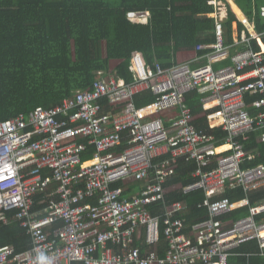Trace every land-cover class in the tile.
<instances>
[{"label": "built area", "instance_id": "built-area-1", "mask_svg": "<svg viewBox=\"0 0 264 264\" xmlns=\"http://www.w3.org/2000/svg\"><path fill=\"white\" fill-rule=\"evenodd\" d=\"M214 17L216 42L197 47L208 51L207 64L151 68L135 51L134 82L100 75L54 108L0 122V231L18 225L32 242L22 252L0 244V264H230L233 258L252 264L264 258V196L251 205L252 195L264 193V164L248 166L255 156L244 144L254 132L264 143V49L252 45L263 35L243 20L247 30L227 46L224 16ZM129 18L147 23L149 12ZM241 44L248 48L232 55ZM225 61L231 64L215 68ZM144 91L156 100L138 108L134 97ZM191 93L201 96L199 117L185 103ZM203 117L209 132L196 125ZM219 132L226 134L220 146ZM124 138L126 149L116 152ZM87 144L96 148L90 161L83 160ZM182 160L195 164L196 182L178 188L206 195L208 219L192 226L185 202L167 204L166 186ZM135 184L140 190L126 196ZM237 189L244 199L221 198ZM40 195L45 207L37 208ZM242 208L249 215L230 218ZM255 241L258 253H235Z\"/></svg>", "mask_w": 264, "mask_h": 264}, {"label": "trees", "instance_id": "trees-1", "mask_svg": "<svg viewBox=\"0 0 264 264\" xmlns=\"http://www.w3.org/2000/svg\"><path fill=\"white\" fill-rule=\"evenodd\" d=\"M234 2L254 22L264 40V0ZM217 3H222L226 9L227 15L221 25L226 45L232 46L235 34L241 36L246 27L228 0H0V122L20 114L28 115L37 108H54L78 91L90 88L100 75H114L126 83L134 82L130 67L135 51L143 54L151 68L156 64L165 69L177 65L178 53L196 52L198 46L216 42L214 15L219 8ZM142 12H149L147 23L130 20L129 14ZM252 45L255 50H260L256 40H252ZM247 48L245 44L235 46L231 54ZM207 52L198 51V55ZM229 64L230 61H225L216 66ZM155 100L151 91L134 97L138 108ZM103 103L108 106L107 101ZM185 103L195 116L203 113L198 93L187 95ZM251 112L254 113V109ZM196 125L209 132L206 118H198ZM259 136L260 133L254 132L244 143L247 153L255 156V161L248 166L264 164V143L258 141ZM225 137V133L219 132L217 145H223ZM125 140L116 152L126 149ZM87 146L84 161H90L96 153L95 146ZM226 149L228 147L220 151ZM194 170L195 164L180 161L175 177L166 186L172 188L167 204L185 202L189 208L187 221L191 226L208 219V209L203 206L205 193L198 190L186 194L178 188L196 182L191 176ZM121 186L120 182L113 188ZM138 190L140 185L135 184L126 196ZM263 196L264 193L252 195L251 205L255 206ZM221 198L238 201L245 195L242 189L227 190ZM44 200L43 195L37 197V208L45 207ZM151 211L155 215L158 208L151 207ZM247 215L249 209L242 208L232 212L230 218L237 220ZM0 244L12 246L17 252L32 246L26 230L18 225L6 226L0 231ZM161 246L164 256V236ZM259 251L255 241L243 245L235 253L255 254ZM240 261L241 258H233L230 264ZM252 264H264V258L256 257Z\"/></svg>", "mask_w": 264, "mask_h": 264}, {"label": "crops", "instance_id": "crops-1", "mask_svg": "<svg viewBox=\"0 0 264 264\" xmlns=\"http://www.w3.org/2000/svg\"><path fill=\"white\" fill-rule=\"evenodd\" d=\"M229 1L231 2L230 5L232 6L233 11L236 13L238 19H239L241 22H242L243 20H247V21L252 25V27H254V29H255V24H254V22H253V21H250V20L245 16V14L243 13V11H242V10L236 5V3L234 2V0H229ZM234 7L238 8L240 12H236V10H234ZM262 17H264V16L262 15ZM234 27L236 28V25H234ZM246 30H247V29H246ZM255 32L258 34V32L256 31V29H255ZM237 38H238V34L236 33V34H235V40H236ZM253 40H256V41L258 42V45H259V47H260V50L264 49V48H263V47H264V40H263V37H262V38H256V39H253ZM259 40H260V41H259ZM253 48H254V47H253ZM203 51H207V50H203ZM188 53L193 54V56H192L189 60L181 62V60H182L181 57L184 56V55H186V54H188ZM205 55H206V53H205L204 55L199 56V55H198V51H196V52H180V53L177 54V63H178V64H190L191 67L194 66V67L196 68V67H198V66H201V65L207 64V60H206V58H205ZM195 60H196V61H195ZM174 113H176V111H175ZM168 124H170V123H168ZM9 226H12V225H9Z\"/></svg>", "mask_w": 264, "mask_h": 264}, {"label": "rangeland", "instance_id": "rangeland-1", "mask_svg": "<svg viewBox=\"0 0 264 264\" xmlns=\"http://www.w3.org/2000/svg\"><path fill=\"white\" fill-rule=\"evenodd\" d=\"M217 5L219 6V8H218V11H217L216 14L221 15V16H224V18H225L226 15H227V12H226L225 7L223 6L222 3H217ZM234 10H236V12H240L239 9L236 8V7H234ZM216 14H215V15H216ZM192 56H193V54H190V53H188V54L182 56V57H181V59H182L181 62L189 60ZM217 65H218V64H217ZM114 66H115V63L112 64V68H114ZM219 67H221V66H215L216 69L219 68ZM192 68H195V67L192 66ZM169 190L171 191L172 188H169Z\"/></svg>", "mask_w": 264, "mask_h": 264}, {"label": "water", "instance_id": "water-1", "mask_svg": "<svg viewBox=\"0 0 264 264\" xmlns=\"http://www.w3.org/2000/svg\"><path fill=\"white\" fill-rule=\"evenodd\" d=\"M229 1V0H228ZM229 3L231 4V2L229 1Z\"/></svg>", "mask_w": 264, "mask_h": 264}, {"label": "clouds", "instance_id": "clouds-1", "mask_svg": "<svg viewBox=\"0 0 264 264\" xmlns=\"http://www.w3.org/2000/svg\"><path fill=\"white\" fill-rule=\"evenodd\" d=\"M142 13H145V12H142Z\"/></svg>", "mask_w": 264, "mask_h": 264}]
</instances>
